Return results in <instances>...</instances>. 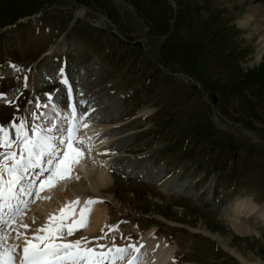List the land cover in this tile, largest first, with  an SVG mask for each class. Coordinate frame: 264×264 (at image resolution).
I'll return each mask as SVG.
<instances>
[{"label": "rangeland", "instance_id": "rangeland-1", "mask_svg": "<svg viewBox=\"0 0 264 264\" xmlns=\"http://www.w3.org/2000/svg\"><path fill=\"white\" fill-rule=\"evenodd\" d=\"M247 8L245 0H0L2 126L35 123L33 114L48 110L46 94L65 95L66 80L81 89L77 106L89 95L112 103L120 122L111 144L122 145L114 157L150 174L111 166L107 190L88 188L82 200L70 191L83 175L72 167V179L36 193L18 218H36L60 196L58 225L72 227L81 209L96 205L106 212L101 231L121 227L122 244L156 230L163 264H264V220L246 223L252 230L242 235L222 213L239 198L264 206V146L215 128L210 107L226 126L245 127L264 143V54L255 61L256 44L238 23ZM92 150L83 145L75 161L97 155ZM92 157L78 163L92 165ZM78 229L72 237L102 241L101 232Z\"/></svg>", "mask_w": 264, "mask_h": 264}, {"label": "snow or ice", "instance_id": "snow-or-ice-1", "mask_svg": "<svg viewBox=\"0 0 264 264\" xmlns=\"http://www.w3.org/2000/svg\"><path fill=\"white\" fill-rule=\"evenodd\" d=\"M61 82L67 83L66 80ZM46 95L52 102L51 94ZM66 107L71 111L64 116L56 111L57 102H52L54 117H49L47 112L39 116L33 114L34 121L46 119V124L28 126L23 118L18 124L13 122L10 127L14 129V139L9 138L4 126H0V264H14L17 245L7 242L11 231H16L17 236L23 235L18 229L5 232V228L23 213L39 190L53 184V173L60 179L65 178L73 159L81 156L84 139H77V122L83 120L85 114L77 115L71 87L67 89ZM93 203L96 201H86V206ZM83 216L84 209H81ZM63 229V225L42 226L36 231L45 235L25 237L20 264H118L125 261L126 264H140V248L134 245L97 251L82 247V243H87L84 238L66 241ZM73 231V227H67L68 236Z\"/></svg>", "mask_w": 264, "mask_h": 264}, {"label": "bare ground", "instance_id": "bare-ground-1", "mask_svg": "<svg viewBox=\"0 0 264 264\" xmlns=\"http://www.w3.org/2000/svg\"><path fill=\"white\" fill-rule=\"evenodd\" d=\"M245 3L249 6V8H247L246 12L240 17L238 23L242 27H244L245 30L247 31L246 32L247 39L251 40L250 42L252 44H256V46L253 45L256 54L255 61L259 62L260 60H262L261 58L264 54V0H245ZM72 82L75 85V82L74 81ZM68 87H71L72 89L73 103L76 107L77 115L79 116L80 114H85V115L90 114L89 120L86 119L85 118L86 116L84 115L83 120L77 122L79 125V132L77 133V139H84V147L87 152H89L90 149H93L92 151L94 152L92 153L97 154L93 157L92 156L84 157L85 159L91 157L94 160L96 159L97 161L95 160L96 161V162L94 161L95 163L91 162L92 165L89 164L82 166L83 164L81 165L80 163H78L80 160H83L84 158L81 159L78 158L79 160H77V162L75 161V159L72 161L71 163L72 167L77 169V172L81 171V174L83 175L80 176L79 174L74 173L72 176L67 175L65 178H63L69 180L70 178L72 179V177L76 174L75 177L73 178V181L75 180V182L77 181L78 183L75 185L76 187L74 188L70 187V191L79 194L82 200L85 197V195H87L88 188L98 194L105 192L107 190V187L111 184V180L114 181L112 175L107 174L105 172V169L111 168V166L118 167L117 165L119 164H120L119 169L124 170L126 172L135 173L137 177L147 176L148 175L147 170L142 171L143 169L141 170L136 166L135 167L130 166L131 168H128L129 165H124V161H126L125 159H118L117 156L116 158L114 157V154L117 153L116 150L119 149V147L122 145H121V141H118V143L117 142L114 143V145L113 143L111 144V142L115 140V139L113 140V137L117 136L115 132L117 131V127L115 125L118 122H120V120L114 118L116 108L113 107V109H111L112 103L108 105L107 104L104 105L103 102L98 103L97 99L96 100L90 99V95H89L87 96L89 97L88 103L85 102L86 104L84 103V105L78 107L76 106V104H77V100L82 98V96H80L81 94H79V90L81 91V89L76 90V88L71 85H69ZM51 99L52 102L58 103V108L56 111H59L61 113V116H64L71 111L66 107L67 94L65 96L62 95L59 97H52ZM52 102L49 101L48 110L42 112V113L47 112L49 117H54L56 115V113L53 111L52 108ZM97 116H98L97 119L99 120L96 122L93 120V118H96ZM57 119H60V117H57ZM35 122L38 125H42V124H46L47 120L46 119L41 120L38 118L35 120ZM4 124L5 126H7V121L5 119H2L0 121V126ZM83 125H87V127H84ZM8 129L11 130L12 128H8ZM9 130H8L9 138L11 135H13L14 137H11V139H14L15 132L13 131L14 133H12V131ZM90 145L92 146L90 147ZM89 154L90 153H87V155ZM108 161H111V163L107 164ZM77 177L79 178L77 179ZM54 179L59 180L60 178L56 177L55 174L53 173V181ZM54 186L55 183L53 186L46 185L42 190H39L38 192L40 191L45 192L47 190H50ZM69 196L70 194L62 195V197H69ZM57 198H59L57 200L60 201V204L54 203L52 207L50 206L47 207L46 209H43L45 207L43 206L42 210L37 214L36 218L28 219L24 221L23 216L20 219L16 217L15 221L7 228H5V232H8L10 229H18L19 232L23 233V235L17 236L16 231H11L7 241L9 244L17 245L15 251H20V256H22L23 254L22 248L25 243V237L32 238L35 235H45L46 233L44 232L37 233L36 230L40 229L42 226H51L52 223H55L56 219L58 220L59 216L58 218H56L57 213L59 210L64 208L63 205L64 201L63 198H61L60 196H58ZM65 201H69V200L66 199ZM69 206H70V202H65L66 210L68 209ZM92 208L93 209L91 211L84 210L83 218L81 217V211H80L78 217L79 223L77 221L76 225L73 226V228L77 229L79 227H82L86 229L87 227L86 229L87 233L94 234L98 232L97 234H99V232H101V234L95 236L102 235L101 237L103 238L105 234L103 235L101 228L104 224L103 221L106 218L105 209L103 210L101 208H98L96 205L93 206ZM222 213L229 222V224L231 225L232 229L238 234H242V235L248 233V229L252 230V228H250L248 224L247 226L246 223H251L256 220H264V206L258 207L250 199L247 198H239L234 200L228 207L223 208ZM86 214L89 215V219L85 217ZM53 217H55V220L49 223V221L47 220ZM21 225H27V227L26 228L21 227ZM66 229L67 228L63 229L66 237V241H74L87 237V236H83V237L78 236L77 238H74L72 237V235L68 236ZM79 235L81 234L79 233ZM145 237L146 236L141 238L139 242H136V245H134L140 248L141 245L145 244V247L142 249L144 257L140 258V264H163L165 258H164V251L162 249L163 248L162 240L158 239L157 237H153L148 242ZM120 241L121 238L119 237L111 238L108 244H110V242L120 243ZM101 244H102L101 242L95 243L94 245L89 243H86L85 245L84 243H82L81 246L90 247L97 251H103L99 248V245ZM108 249L109 248L105 249V251H107ZM153 254L154 257L152 256ZM133 255H136V253H133ZM236 257L239 262L243 263V259L239 255ZM20 260L21 257L19 259H15L14 256V264H20ZM118 264H126V261L118 262Z\"/></svg>", "mask_w": 264, "mask_h": 264}, {"label": "water", "instance_id": "water-1", "mask_svg": "<svg viewBox=\"0 0 264 264\" xmlns=\"http://www.w3.org/2000/svg\"><path fill=\"white\" fill-rule=\"evenodd\" d=\"M212 118L214 120V123L216 124V126L220 129H224V130H229L228 127H226L224 124H222L221 122H219V120L216 118L214 112L212 111ZM237 130H239L240 132H242L243 134H246L249 136V138L253 141V142H257L259 144H262L257 138H255L251 133H249L248 131L242 129V128H238Z\"/></svg>", "mask_w": 264, "mask_h": 264}]
</instances>
